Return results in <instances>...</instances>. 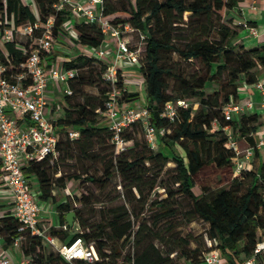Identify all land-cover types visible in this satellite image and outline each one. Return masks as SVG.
Returning a JSON list of instances; mask_svg holds the SVG:
<instances>
[{"label": "trees", "instance_id": "16d2710c", "mask_svg": "<svg viewBox=\"0 0 264 264\" xmlns=\"http://www.w3.org/2000/svg\"><path fill=\"white\" fill-rule=\"evenodd\" d=\"M245 0H104L102 13L115 25L124 27L130 24L133 31L123 33L131 41L132 47L140 46L139 73L144 78L147 94V105L152 111L151 119L157 128L170 129L160 136L158 149L148 142L134 139V148L127 152H117V163L107 167V178L113 175L115 168L129 181L132 190L140 192L138 199L144 196L143 175L146 163L155 164L162 171L171 160L175 166L173 183L176 188H165L167 198L159 201L163 209L160 217H173L175 208L167 206L168 200L175 195H185L190 199L187 210L188 221L201 219L207 224L205 235L207 247L201 251L191 248L196 241L192 235L168 238L156 232H148L147 224L134 231L130 214L125 206H103L104 212L95 225H90L83 216V208L71 206L66 200L57 201L55 191L64 189L70 179H80L79 174L62 172L59 161L73 159L75 150L83 156L96 145L103 146L112 141L113 132L109 128L107 118L100 112L105 110L107 94L111 85L105 79L108 65L104 57L91 52H80L73 58L62 60L65 69H76V76L67 81L71 94L65 95L63 116L52 120L59 131V140L55 154L41 160H32L24 166L27 178L34 174L38 180L41 202L56 203L58 222L66 223V214L75 213V221L83 229L76 232L68 241L73 242L81 237L87 244H92L97 259L92 264H198L205 254L214 248L220 250L224 264H240L250 256L256 245L264 239V164L256 169L245 165L239 173L235 171V152L227 145V136L222 126L229 123L233 134L239 140L243 138L249 146L256 145V132L261 124L260 113L249 111L225 121L222 106L229 100H236L239 90L244 85H252L264 74V45L245 46L233 40L238 36L241 25L235 23L234 10ZM58 0H0V35L7 28H17L26 23H33L37 16L46 22L54 17V35L64 43L65 23L71 18L72 6L67 3L61 10L54 4ZM35 8H32V6ZM77 41L91 49H98L106 40L97 22L90 23L84 19L74 22ZM249 24V23H248ZM251 25V24H250ZM40 34L37 30L33 37L26 41L18 39L3 42L0 47V65L5 69L3 76L11 77L23 71V64L33 48V39ZM139 43L132 44L134 37ZM172 54H178L181 61L199 62L201 70L185 74L176 70L172 64ZM89 69L88 76L82 73ZM176 70V71H175ZM172 77L170 84L166 77ZM226 82L222 83L223 77ZM119 86L124 85L120 74ZM208 82L218 86L213 92L206 93ZM85 85L98 89L97 93L84 90ZM128 89L124 91L120 101H127ZM79 95L82 100H75ZM196 98L200 109L193 114L192 108L179 110L175 122L161 116L168 101ZM189 100V99H188ZM218 125L213 127V122ZM76 128L80 136L71 139L68 131ZM129 129L133 131L128 134ZM144 131L141 123H134L123 132L126 140L133 139V134ZM167 141H171L178 149V155L172 158L163 149ZM141 144V145H140ZM258 152V149H255ZM97 181L95 176L88 177ZM29 181V180H28ZM217 184V186H215ZM158 185L156 179L149 187ZM199 190V193L195 191ZM85 196H82L84 198ZM157 203V202H156ZM154 205V203L152 204ZM156 205V204H155ZM19 222L12 214L0 217V235L4 247L13 245L15 238L25 236L21 245L23 256L30 257V264H69L61 255L49 250L42 237L32 235L29 231H19ZM67 229L52 228L53 236L61 240L69 238ZM170 230V228L168 229ZM170 245L163 250L156 244ZM211 242V244H210ZM132 244L133 252L125 248ZM35 255V258H33ZM262 255L258 256V260ZM77 264H86V260L76 259ZM183 261V262H182Z\"/></svg>", "mask_w": 264, "mask_h": 264}, {"label": "built area", "instance_id": "2783aa9c", "mask_svg": "<svg viewBox=\"0 0 264 264\" xmlns=\"http://www.w3.org/2000/svg\"><path fill=\"white\" fill-rule=\"evenodd\" d=\"M26 2L30 1L26 0ZM103 2L104 0H58L54 7L58 11L63 8L64 4H71L75 16L90 23L97 22L106 37L114 39V61L108 65L105 72V79L110 83L111 89L107 94L105 110L100 112L107 118L109 128L113 132L112 141L115 150L119 152L125 149L128 140L123 137V132L137 122L142 124L148 144L157 148L160 136L170 132V129L157 128L154 125L151 119L152 111L147 104L131 106L125 100L120 101L127 87L118 62L126 60L139 69L142 48L140 46L132 47L131 41L123 36V33L134 30L130 24H125L121 28L103 15ZM250 6L252 9H256V0H251ZM245 27L250 35H258L255 26L245 24ZM53 29V16H50L46 22H42L37 16L33 23H26L15 29L7 28L0 35V42H5L17 39L18 33L26 37H33L37 30L40 31V34L33 39L34 46L28 53L22 72L8 78L2 75L5 68L0 65V160L5 184L13 195L12 215L20 224L19 231H29L32 235L46 238L50 243L57 245L58 237L46 236L45 230L40 225L41 201L36 192L32 190L24 173V166L30 161L41 160L50 154H55L56 151L60 134L56 131L52 119L46 115L48 104L46 93L50 82L58 81L67 84V81L75 77L77 73L76 69H65L62 65L48 67L44 63L43 56L53 51L57 41ZM91 51L98 57H105L107 54V51L101 47L91 49ZM120 74L123 76V86L117 84ZM253 86L260 94V106L264 109V75ZM240 92L239 90V94ZM64 93L65 95L71 94L72 91L67 86ZM189 107H191V102L188 99L168 101L161 116L175 122L179 116V110ZM253 109L254 101L250 99L243 102L229 100L222 106V115L228 122L236 115L253 111ZM19 116L29 118L30 123L26 128H21L19 125ZM217 125L218 123L214 121L213 127ZM222 129L227 136V145L235 152L234 168L239 173L254 155L255 149L264 146V136L256 141L255 147L242 148L229 123L224 124ZM68 136L71 139L78 138L80 131L71 128L68 131ZM262 183L264 187V179ZM62 228L67 229L68 224L63 225ZM21 239V235L15 238L13 246L18 247ZM2 246L3 238L0 235V248ZM57 249L67 261L76 259L93 261L98 258L94 246L87 244L81 237L71 243H61ZM259 255H264V239L256 245L253 253L240 264H256ZM0 264H30V257L23 256L21 260L15 262L0 250ZM198 264H224L220 250L212 249Z\"/></svg>", "mask_w": 264, "mask_h": 264}, {"label": "rangeland", "instance_id": "374dc122", "mask_svg": "<svg viewBox=\"0 0 264 264\" xmlns=\"http://www.w3.org/2000/svg\"><path fill=\"white\" fill-rule=\"evenodd\" d=\"M26 2V0H24ZM135 1V0H132ZM32 6V5H31ZM35 11V8L32 6ZM17 39L25 42L26 36L23 34H19ZM57 40V39H56ZM61 43L58 40L54 45L53 51L55 53L61 52V50H66L68 52V48H71L70 42L62 39ZM139 43L137 37H134L132 41L133 45ZM3 46V42H0V47ZM65 52V51H64ZM62 53V52H61ZM60 53V54H61ZM68 54V53H67ZM78 54V51L75 48L71 49V53L69 54L70 58H73ZM109 57H104V61H108ZM170 64L176 68V70H180L185 74H191L195 71L199 72L201 70V64L197 61L193 62H184L181 61L178 54H172V59ZM134 71H138L137 66H132ZM175 70V71H176ZM89 69H84L82 71L85 76H88ZM131 74V78L126 80V87L136 90L140 93L141 99H146V85L144 83V78L142 74L133 72ZM226 77L224 76L221 80L222 83L226 82ZM167 81L170 84L169 90H172L174 79L172 77L167 76ZM218 86L215 82L206 83L205 90L206 93L213 92L217 89ZM84 90L89 93H97L98 89L91 85H85ZM75 100H82L79 95H77ZM191 102V108L193 114L200 109V103L196 98H188ZM133 130L129 129L128 134ZM137 138L142 142H147L145 137V132L140 131L139 133L133 134V139L129 140L126 147L125 152L129 149L134 148L136 150H140L141 146L134 147V139ZM239 142L244 147L247 143L243 138H239ZM141 145V144H140ZM160 146V143L159 145ZM155 148V150H157ZM169 156L172 158L174 155H178V149L171 141H167L166 145L163 148ZM76 156L73 159H63L59 161L60 168L62 172L75 173L80 175V179H70L67 181V186L64 189H59L56 191L57 201L66 198V201L74 207L83 208V216L86 221L90 225H95L104 212H101L100 208L103 206H125L128 209L130 214V220L132 222L133 230H138L139 226L142 224H147L150 229L148 232H156L168 238L170 233H173L175 236H188L192 235L193 238H196V241H193L190 244L191 248H199L201 251L205 250L207 245V239L205 235V230L207 224L201 219L197 218L193 221H188V215L186 214L187 210L190 208V199L185 195H175L174 197L169 198L167 206H172L177 211V214L173 217L163 215V209L159 201L167 198V193L165 188L161 186V184H166L170 189L176 188V184L173 183V172L171 168L175 166L174 161H170L166 164L164 169L161 171L159 167L155 164H151L149 162L146 163L147 169L145 170V174L143 175V188H144V196L141 199H138L140 196V192L133 188L132 190L129 187V181L123 179L121 174L114 168L113 175L107 178V167H111L117 163V156L115 153V148L111 146L109 141L103 146L96 145L92 150L88 151V154L83 156L78 153L76 150L74 151ZM253 168H257L255 163L253 164ZM90 176H95L97 181H91L88 179ZM156 179L158 185L151 189L149 187L152 180ZM217 186V184H215ZM197 193H199L198 189H195ZM82 196H85L82 198ZM157 202V203H156ZM154 203V205H152ZM156 204V205H155ZM57 205V204H56ZM55 206H52L54 209ZM42 228L45 230L46 236H53L51 233L52 228L62 229V226L58 223L57 214L55 211L51 215H49V219L42 220ZM170 228V230H168ZM89 229H83L79 226L78 222L75 221L73 227L68 231L69 238L67 240H59L56 241L57 245L50 243L46 238H43L49 246V250H52L54 254H60L57 247L61 243H66L70 240V238L78 231ZM26 241V237L23 236L19 242L18 250L21 251V245ZM156 244L165 250L170 245L164 244L163 246L159 241H156ZM126 252H133L132 244H128L125 248ZM35 258V255H33ZM69 264H77L76 261H68ZM183 262V261H182ZM33 264H40L35 262ZM86 264H92L91 261H87ZM257 264V263H256ZM258 264H264V261H261Z\"/></svg>", "mask_w": 264, "mask_h": 264}, {"label": "crops", "instance_id": "0c3cea01", "mask_svg": "<svg viewBox=\"0 0 264 264\" xmlns=\"http://www.w3.org/2000/svg\"><path fill=\"white\" fill-rule=\"evenodd\" d=\"M29 1L31 3L32 0ZM256 4H257V8L252 9L250 6L251 0H245L241 4V6L237 7L234 10L235 23L242 26V29H240L238 36L233 40L234 42H240L245 46L264 45V0H256ZM79 19L81 18L75 16V14L71 12V18L65 23V28L67 33H65V35L62 37V39H64L65 41L70 42L69 44H71L70 46L71 48H68L67 50L68 52H66V50L63 49L61 50L62 53L61 52L55 53V51H52L49 54H45L43 56V61L48 67L61 66L62 60H64L65 58H70L69 54L71 53L72 48H75V50H77L78 53L83 51L88 53L91 52V49L89 47L84 46L77 41V37L75 35L76 27L74 22ZM248 23L257 28L258 30L257 36H252L249 34L248 29L245 27V24ZM101 48L107 51V54L105 56V57L107 56L109 57L107 62L112 63L114 61V52H115L114 39L111 37H106V40L102 44ZM118 65L122 69L124 80L130 79L131 74H134L133 72H136V75L139 73L138 71H134L135 69L132 68L134 64H132L129 61L126 60L119 61ZM263 75L264 74H262L260 78H263ZM66 87L67 84L58 81H51L48 86V91L46 93V98L48 101V104L46 106V115L52 120L61 118L63 116V106L65 104L64 90ZM127 89L128 92L130 93L129 97L127 98V103L129 105L141 106L147 103V94H146V99L143 101L140 100L141 95L139 92L131 88H127ZM240 91L241 92L236 100L240 102H243L248 99L254 101L253 111H257L260 113L261 124L256 132V140H258L259 138L264 136V109H262L260 106V99H261L260 94L254 88L253 84L242 86L240 88ZM18 122L21 128H26L29 125L30 120L26 116H19ZM247 146L249 145L246 144L244 147H242L241 145L242 148H245ZM254 163L257 167L264 164V146L259 148L258 152H254V155L250 158L248 162H246L245 165H249L250 167H252ZM28 180L32 190L35 191L36 194H38L39 184L36 176L32 174L28 177ZM61 200H66V198H63ZM52 206H55V208L52 209ZM56 206H57L56 203H53L52 201L41 202V213L39 218L41 227H42V220L49 219V215H51L53 211L56 212L58 218V212ZM13 208H14L13 195L11 194V192L9 191V189L5 184L4 174L3 171L1 170V160H0V217L7 214H12ZM0 250H2L5 254L9 255L15 262H18L23 257V254L21 253L20 250H18V247H15L13 245H11L10 247H4L3 245L0 248ZM261 261H264V255L261 256L260 260H257V264L260 263Z\"/></svg>", "mask_w": 264, "mask_h": 264}, {"label": "water", "instance_id": "95a60500", "mask_svg": "<svg viewBox=\"0 0 264 264\" xmlns=\"http://www.w3.org/2000/svg\"><path fill=\"white\" fill-rule=\"evenodd\" d=\"M66 223L69 227H73L75 223V213L74 211H70L66 214Z\"/></svg>", "mask_w": 264, "mask_h": 264}]
</instances>
